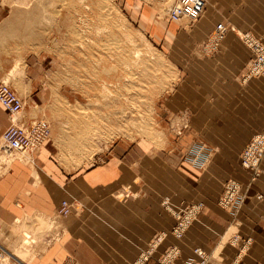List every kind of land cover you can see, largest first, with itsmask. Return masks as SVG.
<instances>
[{
	"label": "crops",
	"instance_id": "0c3cea01",
	"mask_svg": "<svg viewBox=\"0 0 264 264\" xmlns=\"http://www.w3.org/2000/svg\"><path fill=\"white\" fill-rule=\"evenodd\" d=\"M221 22L228 30L213 51L211 37ZM154 28L160 42L175 45L181 79L166 105L180 116L183 135L169 150L116 146L99 163L73 172L60 167L53 141L31 165L0 160V244L12 264H135L147 251L144 264H166L173 247L180 254L172 264L197 260V248L210 255L208 264H264V173L252 182L240 166L243 149L264 130V78L245 80L253 54L238 36L249 31L264 38V0H206L202 17L188 27L167 20ZM26 68L32 105L42 101L34 85L42 65ZM10 125L0 105V140ZM188 149L198 163L186 159ZM260 167L264 171V158ZM231 179L246 194L235 216L218 205ZM64 200L72 213L56 217ZM197 203L202 213L176 239L173 210ZM26 235L33 248H13ZM234 235L253 243L240 252Z\"/></svg>",
	"mask_w": 264,
	"mask_h": 264
},
{
	"label": "rangeland",
	"instance_id": "374dc122",
	"mask_svg": "<svg viewBox=\"0 0 264 264\" xmlns=\"http://www.w3.org/2000/svg\"><path fill=\"white\" fill-rule=\"evenodd\" d=\"M177 3L0 0V82L23 100L20 125L50 128L47 142H55L60 167L73 172L97 164L116 146L145 143L155 151L169 150L174 138L183 135L180 116L166 105L181 79L175 45L160 42L154 28L167 20L192 24L172 18ZM31 62L42 65V77L34 82L42 101L32 105L26 97V65ZM5 148L9 150L1 139L3 163ZM35 152L12 151L10 158L31 165L40 151ZM22 241L13 248H33L29 235Z\"/></svg>",
	"mask_w": 264,
	"mask_h": 264
},
{
	"label": "built area",
	"instance_id": "2783aa9c",
	"mask_svg": "<svg viewBox=\"0 0 264 264\" xmlns=\"http://www.w3.org/2000/svg\"><path fill=\"white\" fill-rule=\"evenodd\" d=\"M206 7V0H178L176 10H171L172 18L179 20L187 18L190 23H195L202 17ZM227 26L221 22L217 25L213 37H211V49L217 50L224 34L227 32ZM233 30V29H232ZM238 36L244 45L252 52L253 59L249 65L245 80L264 78V38L256 37L249 31H240ZM0 105L10 116L11 125L3 133L2 140L10 150L17 152L40 151L44 144L50 139V128L44 123H35L29 127L20 125L18 117L23 111V100L6 83H0ZM264 158V130L254 135L249 143L243 149L240 155V166L248 171L251 181L257 180L264 171L261 170V162ZM186 159L192 164L199 161L198 156L192 155L188 151ZM261 198V196L259 197ZM246 200V194L243 191L242 184L237 180H229L224 184L222 194L218 205L224 210H228L232 215H237L243 207ZM166 208L169 206L165 203ZM73 206L69 201L64 200L57 210L59 217L71 215ZM204 209L203 203L185 205L183 208L173 210L175 224L172 228V234L176 239H182L191 225L198 219ZM233 244L238 245L240 252L247 251L252 245V238L241 239L239 235L232 238ZM198 259H192L184 264H208L210 255L202 248L195 249ZM151 251L143 253L135 264H144L150 257ZM180 250L173 247L164 257L163 262L172 264L179 257ZM0 264H12V257L6 249L0 244Z\"/></svg>",
	"mask_w": 264,
	"mask_h": 264
},
{
	"label": "bare ground",
	"instance_id": "6f19581e",
	"mask_svg": "<svg viewBox=\"0 0 264 264\" xmlns=\"http://www.w3.org/2000/svg\"><path fill=\"white\" fill-rule=\"evenodd\" d=\"M129 51V50H128ZM129 55H130V53H129ZM121 56V55H120ZM123 56V55H122ZM136 56V55H135ZM137 57H139V56H137ZM122 59V58H121ZM120 59V60H121ZM134 59V58H133ZM134 60H136V59H134ZM125 62V61H124ZM125 65V64H124ZM113 70V69H112ZM104 72V71H103ZM109 72V71H108ZM6 145V144H5ZM6 147H7V145H6ZM8 148V147H7ZM9 149V148H8ZM3 150V149H2ZM12 151L13 150H3L2 152H1V155H2V157H3V161L4 162H6L7 164H8V161H10L11 160V155H12ZM14 152H17V151H14ZM30 154V153H29ZM10 159V160H9ZM14 159H12L11 161H13ZM9 165V164H8Z\"/></svg>",
	"mask_w": 264,
	"mask_h": 264
}]
</instances>
